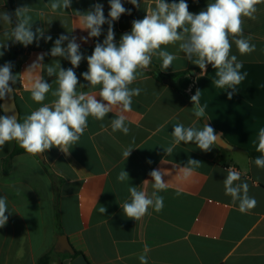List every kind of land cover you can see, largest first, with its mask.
I'll use <instances>...</instances> for the list:
<instances>
[{
    "label": "crops",
    "instance_id": "obj_1",
    "mask_svg": "<svg viewBox=\"0 0 264 264\" xmlns=\"http://www.w3.org/2000/svg\"><path fill=\"white\" fill-rule=\"evenodd\" d=\"M15 10L30 7L32 31L40 28L44 37L28 46L7 41L5 32L13 25L0 22V66L12 62L17 82L13 85L20 111L19 120L42 106L31 99L28 67L37 56L46 53L42 66L36 70L46 82L57 87L55 76H48L46 67L59 60L64 69L71 68L69 60L52 57L50 49L60 35L76 37L85 57L74 68L79 83L78 91L98 94L99 86L88 88L82 73L88 70L90 56L97 42H103L108 24L102 26L99 37H90L82 30L76 11L81 13L101 3L105 17L110 11L109 0H72L71 7L53 12V0H13ZM167 3L179 0H165ZM189 11L198 14L213 0H185ZM131 14H123L113 22L115 41L130 32L132 21L143 19L146 10L155 6V0H139L137 8L122 0ZM256 19L244 18V36L251 37L255 51L241 55L232 42L231 52L242 63L240 72L246 74L232 89L219 88L215 81L217 69L207 66L206 72L188 61L175 45L162 50L176 56L172 65L163 70L162 60L153 56L149 68L143 70L130 87L142 89L133 98L132 111L124 113L130 131H112L111 121L117 113H109L103 120L89 117L88 126L69 155L53 147L44 155V162L28 153L14 154L19 144L7 143L0 150V196L7 197L9 219L0 228V264H38L57 241V229L65 234L74 249L85 254L91 264H140L139 257L147 248L148 264H264V168L257 167L255 159L242 150L257 152L259 132L264 129V2L258 4ZM0 11L11 14L6 0H0ZM68 41L63 43L67 46ZM23 54L15 55V45ZM199 90L204 118L193 112L190 97ZM232 92L231 99L228 93ZM187 94V95H185ZM49 93L43 103H51ZM3 100H0L2 104ZM0 115H5L0 110ZM202 128L209 124L233 149L213 145L209 152L201 151L194 143L181 142L171 154L164 148L171 146L173 125ZM133 148L126 159L123 152ZM239 148V149H238ZM201 162L185 177L183 167L189 159ZM150 161V163H149ZM50 169L54 178L47 172ZM241 174L249 186V196L256 206L241 213L238 202L225 194L223 180L227 169ZM161 170L167 188L163 209L135 221L127 218L120 205L130 200L129 186H136L151 195L152 170ZM121 170L129 173V181L120 182ZM148 180L147 183H143ZM104 207L102 214L99 209ZM53 255L51 264H70L72 259Z\"/></svg>",
    "mask_w": 264,
    "mask_h": 264
},
{
    "label": "clouds",
    "instance_id": "obj_2",
    "mask_svg": "<svg viewBox=\"0 0 264 264\" xmlns=\"http://www.w3.org/2000/svg\"><path fill=\"white\" fill-rule=\"evenodd\" d=\"M128 3L139 8V0H127ZM264 0H213L207 4L206 10L198 14L189 11V5L185 0L167 3L165 0H155V6L146 10L143 19L132 21L130 32L121 35L119 42L115 41L113 22L118 21L123 14H131L126 9L122 0H109L110 11L105 17L103 5L95 3L92 9L86 12L76 11L82 30H87L88 36L80 39L87 42L90 37H99L102 34V26L108 24L107 35L103 42H97L90 56H87L88 70L82 73L88 88L99 86L98 94L78 91L84 88L79 83L73 70L79 67L85 59L80 51L81 45L76 37L60 35L50 49L52 57H63L70 61L72 67L64 69L60 61L47 65L48 76H55L57 87L53 90L52 84L45 81L44 77L37 73L43 64L42 53L37 56L28 69V83L26 88L30 90L31 99L41 104L31 114L27 115L23 122L16 115H0V150L12 141H16L26 153L32 156L46 153L51 148L59 149L65 155L70 154L73 146L77 145L80 137L88 126L89 117L103 120L109 113L116 112V118L111 121L112 131H121L127 135L130 131L125 121L124 113L132 111L133 98L139 96L142 89L130 87L140 76L143 70L149 68L153 56L162 60V69L167 70L176 59V56L162 46L175 45L179 42V49L186 59L201 69V74L206 72L207 66L217 69L215 84L219 88L232 89L244 79L240 69L242 63L231 52L232 42L241 55L255 51V45L251 43V37L244 36V18L256 19L257 5ZM72 0H53L50 8L53 12L65 10L71 7ZM30 7H20L15 10L18 18L16 27H12L11 33L5 32L7 41L28 46L45 38L52 40L51 36L44 37L42 29L32 31V16ZM0 22L12 25V14L0 11ZM7 41L0 43V49L7 47ZM68 41L67 46L63 43ZM4 55L0 51V57ZM12 62H6L0 66V100L6 99L15 92L11 85L17 82V75L13 74ZM51 93L54 99L51 103H43L47 95ZM232 92L228 93L231 99ZM193 103L192 112L197 118H204L205 109L200 105L199 90L191 96ZM0 110L7 113L12 111L8 105L0 104ZM171 146L164 148L167 154H171L175 146L181 142L194 143L201 151L209 152L213 145L219 142V136L213 127L204 124L202 128L195 126L186 127L182 123L173 125L171 132ZM133 148H127L123 156L127 159ZM258 156L254 163L257 167L264 168V129L259 132ZM150 163V161H149ZM200 161L189 159L183 167L185 177L189 176L194 168L199 167ZM161 170H152L149 175L152 178L151 195L144 190H138L136 186H129L130 200L125 201L120 207L124 215L135 221L148 214L149 208L159 212L163 209V196L159 192L167 188ZM118 181H129V173L121 170ZM241 180V174L231 168L227 169L226 178L223 180L225 194L238 202L241 213H246L256 206L257 201L249 196V186L246 182L235 183ZM145 180L143 183H147ZM99 211L104 214L106 209L101 207ZM7 197L0 196V228L8 222ZM147 248L139 257L140 264H148Z\"/></svg>",
    "mask_w": 264,
    "mask_h": 264
},
{
    "label": "water",
    "instance_id": "obj_3",
    "mask_svg": "<svg viewBox=\"0 0 264 264\" xmlns=\"http://www.w3.org/2000/svg\"><path fill=\"white\" fill-rule=\"evenodd\" d=\"M9 6V9L11 11L12 14V19H13V25L14 27H16L17 22H18V18L15 16V11L14 9L11 7V1L10 0H6ZM13 87V85H11ZM14 88V87H13ZM3 105H8L9 107L12 108V111L7 112L4 114L5 115H16L17 119L20 118V111H19V107L16 101V96H15V92L13 94H10L6 99H4L2 101ZM219 136V143L217 145H219V147L224 148V149H233L232 146H230L219 134H217ZM42 162H44V155L43 154H38L37 156ZM55 251L57 253H69L72 256H75L76 254V250L74 249V247L71 245L68 237L65 234H60L57 236V241L55 244ZM70 264H91L89 262V260L87 259L85 254H80L78 255L76 258H74Z\"/></svg>",
    "mask_w": 264,
    "mask_h": 264
},
{
    "label": "trees",
    "instance_id": "obj_4",
    "mask_svg": "<svg viewBox=\"0 0 264 264\" xmlns=\"http://www.w3.org/2000/svg\"><path fill=\"white\" fill-rule=\"evenodd\" d=\"M11 1V7L14 9L15 11V5H14V1L13 0H10ZM23 54L22 51H21V48L20 46L15 45V55L19 56ZM187 95V94H185ZM188 96V95H187ZM191 98V97H190ZM217 134V133H216ZM239 149V148H238ZM239 150H242L247 156H249L250 158L252 159H256L258 156H260L261 154L259 152H256V151H250V150H245V149H239ZM21 153H25V150L22 149L20 146L17 147V149L15 150L14 154H21ZM45 168L47 170V172L49 173V175L54 178L52 172L50 171V169L45 165ZM57 234H61L60 230L57 229ZM56 254L55 253V249L54 247L47 253H45L43 256H41V258L39 259L38 261V264H51L52 261H53V255ZM81 253L76 251V254L75 256H72L70 255L69 253H64V254H60L61 256L63 257H66V258H69V259H74L76 258L78 255H80Z\"/></svg>",
    "mask_w": 264,
    "mask_h": 264
}]
</instances>
